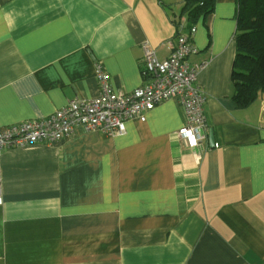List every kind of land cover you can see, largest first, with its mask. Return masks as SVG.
<instances>
[{
    "label": "crops",
    "instance_id": "1",
    "mask_svg": "<svg viewBox=\"0 0 264 264\" xmlns=\"http://www.w3.org/2000/svg\"><path fill=\"white\" fill-rule=\"evenodd\" d=\"M185 0H0V127L51 116L99 89L149 83L186 30ZM238 0L195 26L197 84L217 147L179 139L178 100L113 138L82 126L3 152L0 264H264V95L237 108Z\"/></svg>",
    "mask_w": 264,
    "mask_h": 264
},
{
    "label": "built area",
    "instance_id": "2",
    "mask_svg": "<svg viewBox=\"0 0 264 264\" xmlns=\"http://www.w3.org/2000/svg\"><path fill=\"white\" fill-rule=\"evenodd\" d=\"M196 27L182 29L169 42V56L161 60L148 44L143 45V76L149 83L129 93L116 92L111 76L97 63L96 79L99 89L91 98L74 100L49 117L0 127V159L4 151L33 144L52 145L70 138L78 126L101 132L113 138L126 136L133 120L145 122L147 115L159 105L178 100L184 112V126L179 139L193 151L209 140L210 128L205 112L204 91L197 84L204 65L191 64L198 54L195 43ZM217 147V145H215ZM4 204L0 176V206Z\"/></svg>",
    "mask_w": 264,
    "mask_h": 264
},
{
    "label": "trees",
    "instance_id": "3",
    "mask_svg": "<svg viewBox=\"0 0 264 264\" xmlns=\"http://www.w3.org/2000/svg\"><path fill=\"white\" fill-rule=\"evenodd\" d=\"M217 0H185L187 31L214 13ZM182 30L177 34L180 35ZM233 100L247 109L264 95V0H238Z\"/></svg>",
    "mask_w": 264,
    "mask_h": 264
},
{
    "label": "water",
    "instance_id": "4",
    "mask_svg": "<svg viewBox=\"0 0 264 264\" xmlns=\"http://www.w3.org/2000/svg\"><path fill=\"white\" fill-rule=\"evenodd\" d=\"M209 142H210L211 147H215L216 140H215V136H214V131L213 130H210Z\"/></svg>",
    "mask_w": 264,
    "mask_h": 264
}]
</instances>
